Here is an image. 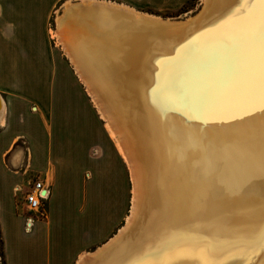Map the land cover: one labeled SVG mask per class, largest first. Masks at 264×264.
Returning a JSON list of instances; mask_svg holds the SVG:
<instances>
[{"label": "bare ground", "instance_id": "obj_1", "mask_svg": "<svg viewBox=\"0 0 264 264\" xmlns=\"http://www.w3.org/2000/svg\"><path fill=\"white\" fill-rule=\"evenodd\" d=\"M202 1L182 21L105 0L56 17L133 182L125 226L77 264H264V58L243 41L257 17Z\"/></svg>", "mask_w": 264, "mask_h": 264}, {"label": "crops", "instance_id": "obj_2", "mask_svg": "<svg viewBox=\"0 0 264 264\" xmlns=\"http://www.w3.org/2000/svg\"><path fill=\"white\" fill-rule=\"evenodd\" d=\"M56 1L58 0H31L26 4V8L21 5L17 8L20 0H8L9 6L6 5V0H0V159L6 163L4 158L8 155L9 164H6L13 167L14 173H18L24 158L30 157V160L33 159L30 165L46 173L44 181L50 190V197L45 206L46 215L35 219L31 231L26 230L25 217L16 211L13 204V189L18 182L12 187L11 203L7 202L5 193L0 190V228L6 264H76L82 255L89 252L87 249H93L101 244V237L99 235L95 238L92 226L96 213L106 206V197L111 188L110 171L106 170L108 159L103 158L100 161L105 168L98 177L83 183L84 179L82 175L79 176L77 169H71L67 165V158L79 155L90 157L86 152L78 155L79 149L77 150L76 147L80 146L82 149L87 145L91 146L93 134L87 138L82 136V141L77 146L74 137L67 138L63 134L54 137V126L56 125L60 130L67 124L63 121L69 122L71 119L61 117L63 108L59 107L58 122L51 127L47 125L46 120L52 115L50 114L51 86H47L46 81L45 84L36 87L31 86L30 83L16 82L17 78L23 77L19 70L22 65L25 68H32V65L35 66L36 61L39 60L38 57L41 60L46 59L48 63L51 62L52 49L45 36L46 22L47 15ZM122 1L132 4L138 1L153 3L149 0ZM172 2L161 1L158 4ZM63 4L61 12H63ZM5 27L9 30L6 35ZM22 37L28 39L24 41L21 40ZM23 43L25 47L20 49ZM21 50H23V59L20 56ZM37 76L46 78L52 76V73L46 70L45 73ZM66 109V112L69 111L68 107ZM70 123L72 125V122ZM20 139L28 143V150L16 146V142ZM56 158H59V164L54 165ZM79 201L84 204L83 208L79 206ZM72 203H74L73 208H71ZM57 211L60 214L64 213V216L60 215L56 219ZM106 215L107 213L104 218L103 238L107 240L111 236V219ZM61 216H63L62 220ZM77 221L88 224L86 240L82 241L83 245L79 247L76 243L82 233H77ZM57 227H63L66 235L64 241L55 239V235H59Z\"/></svg>", "mask_w": 264, "mask_h": 264}, {"label": "rangeland", "instance_id": "obj_3", "mask_svg": "<svg viewBox=\"0 0 264 264\" xmlns=\"http://www.w3.org/2000/svg\"><path fill=\"white\" fill-rule=\"evenodd\" d=\"M31 0H20L17 8L21 5L23 8L27 7V3ZM58 0L53 3L51 7V12L47 15L46 22V38L48 41L49 47L52 49V59L51 62L45 59L37 60L35 66L32 65V68H25L23 65L19 70L23 74V77L17 78L16 82L20 81L22 84L30 83L31 86H41L42 83L47 86H51L52 91V108L50 110V118L46 120V123L49 127L56 124L58 121V115H60L59 107L63 108L62 114L60 115L63 118H70L71 121L67 123L63 128L59 130L56 125L54 126L53 132L54 137L63 134L65 137H74L77 140L74 141L75 145L81 143L82 136L90 137L93 134V140L91 146H86L82 148L80 146L77 148V154L88 153L90 157H68L67 165L71 169L76 168L79 176L82 175L84 181L83 183L88 182L89 180L95 179L104 171V165L101 164L103 158L108 159L106 164V170L110 171L111 176V188L108 191V197H106V206L102 207V210L99 213L97 212L94 216V236L97 238L99 235L101 237V245L106 243L112 236L119 233L120 229L125 226L127 218L130 215L132 197H133V182L131 177V171L128 163L123 157L120 149L118 148L115 138L110 134V131L107 127L106 120L101 116L99 108L92 100V96L88 92L86 85L77 75L72 62L67 55L66 51L54 38L53 30L56 29V16L61 12V6L66 1ZM117 3H123L134 7L135 9L159 16L163 19H178L180 21L187 20L191 17L197 16L202 8V0H171L172 3L169 4H158L161 1L169 0H149L153 3H143L138 1L135 4H132L128 1L122 0H111ZM141 2V3H139ZM156 2V3H154ZM6 5L9 6L8 0H6ZM188 17V18H187ZM7 23V21L5 20ZM17 24V20L15 21ZM8 27H5L4 34L8 33ZM27 40L28 38L22 37L21 40ZM24 43L20 45V49L24 48ZM20 56L23 57V50L20 51ZM37 58V59H38ZM46 70L52 73L50 77H41L37 76L40 73H45ZM27 74V75H25ZM69 108V111L66 112V108ZM83 109V112H82ZM72 110V111H71ZM72 122V125L71 123ZM84 138V140L86 139ZM88 141V140H87ZM86 141V142H87ZM16 146H21L25 150H28V143L24 139H20L16 142ZM100 149V152L98 153ZM5 162L9 164V157L6 155L4 158ZM33 159L30 160V157H25L21 167L19 168L18 173H14L13 167H9L8 164L4 163L0 159V190L5 193L7 202L12 201V187L18 182L13 189V204L18 213H23V207L20 204L21 192L17 191L18 186H24V188L29 187V181L33 178L34 175L39 174L44 180L46 179V173L42 170L34 168L30 163ZM66 160V159H64ZM31 161V162H30ZM59 164V158L54 159V165ZM71 174V173H69ZM78 174H75L78 175ZM73 176V175H72ZM10 189V192H9ZM15 194L17 195L15 197ZM103 200V199H102ZM11 203V202H10ZM80 207H84V204L79 201ZM74 203H72L71 208H73ZM46 206V205H45ZM44 206V207H45ZM106 207V208H105ZM46 215V210L44 208ZM107 213V218L111 219L110 223V238L106 240L103 238L105 235L104 231V218ZM64 213L60 214L59 211L55 214L56 219ZM61 216V220L63 219ZM37 218V217H35ZM113 221V222H112ZM78 222V231L77 233H82L78 236V241L76 246H81V242L86 240V235L88 231V224ZM99 224V226H98ZM59 235H55V239L64 241L66 239L65 232L63 227H57ZM83 245V244H82ZM99 246H95L93 249H87L89 252L95 251ZM0 264H6L5 258L3 255V237L0 228ZM77 264V263H76Z\"/></svg>", "mask_w": 264, "mask_h": 264}, {"label": "built area", "instance_id": "obj_4", "mask_svg": "<svg viewBox=\"0 0 264 264\" xmlns=\"http://www.w3.org/2000/svg\"><path fill=\"white\" fill-rule=\"evenodd\" d=\"M17 191L21 192L19 200L23 207L25 228L27 231H31L34 227L35 217H42L45 214L44 206L50 197L49 187L45 184L44 179L36 174L29 181L28 188L21 185L16 188Z\"/></svg>", "mask_w": 264, "mask_h": 264}, {"label": "snow or ice", "instance_id": "obj_5", "mask_svg": "<svg viewBox=\"0 0 264 264\" xmlns=\"http://www.w3.org/2000/svg\"><path fill=\"white\" fill-rule=\"evenodd\" d=\"M249 6L254 10L257 20L254 26L243 33V41L248 44L258 42L262 58H264V0H239L238 6L232 10V13L239 12L241 7L248 8ZM225 71L230 73L231 66H226ZM262 87H264V67H262ZM262 236H264V231H262ZM134 264H167V261L142 258L134 261ZM203 264H214V262L203 261Z\"/></svg>", "mask_w": 264, "mask_h": 264}]
</instances>
